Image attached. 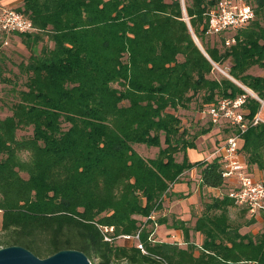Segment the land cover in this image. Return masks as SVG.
<instances>
[{
	"label": "trees",
	"instance_id": "obj_1",
	"mask_svg": "<svg viewBox=\"0 0 264 264\" xmlns=\"http://www.w3.org/2000/svg\"><path fill=\"white\" fill-rule=\"evenodd\" d=\"M217 1L21 0L14 9L36 29L13 33L28 56L17 72L4 69L11 77L0 78L11 84L12 97L0 118V247L21 245L39 257L72 248L92 264H264V225L240 233L254 219L234 224L225 211L207 209L196 221L194 230L204 235L197 255L192 243L149 240L152 229L140 231L147 254L105 241L100 230L134 235L143 226L136 216L150 219L168 187L193 166L201 168L202 185L223 186L219 159L174 156L194 146L183 137L179 108L195 101L201 111L244 95V115L252 121L264 98V75L246 72L264 69V0H244L254 17L229 37L214 35L218 45L205 39L207 13ZM214 65L251 92L216 75ZM27 127L30 134L17 135ZM239 133L247 170L264 171V122ZM137 144L159 150L147 157ZM228 202L224 195L208 207ZM258 214L264 222V206ZM180 228L187 239L183 222Z\"/></svg>",
	"mask_w": 264,
	"mask_h": 264
},
{
	"label": "built area",
	"instance_id": "obj_2",
	"mask_svg": "<svg viewBox=\"0 0 264 264\" xmlns=\"http://www.w3.org/2000/svg\"><path fill=\"white\" fill-rule=\"evenodd\" d=\"M254 17V12L244 0H218L216 5L207 13L208 34L218 35L223 32L236 30L247 24ZM31 20L22 12L14 8L0 5V34L27 33L35 31ZM233 39H226V44L232 43ZM244 95L235 99H222L216 105L207 109L210 120L214 123L226 121L234 128V134L228 136L219 147L221 163V177L226 186L224 195L233 200V203L245 208L250 216L258 214L264 206V183L254 178L247 170L243 156L240 153V133L248 124L264 122L260 110L252 121L246 119L242 108ZM261 102L262 100L259 99ZM264 100L262 101V104ZM152 216L150 215V218ZM134 235H118L111 237L113 227H100L105 241H113L115 238L133 239L135 246L144 254L147 251L140 239V231ZM152 240L151 236L148 237ZM153 241V240H152Z\"/></svg>",
	"mask_w": 264,
	"mask_h": 264
},
{
	"label": "rangeland",
	"instance_id": "obj_3",
	"mask_svg": "<svg viewBox=\"0 0 264 264\" xmlns=\"http://www.w3.org/2000/svg\"><path fill=\"white\" fill-rule=\"evenodd\" d=\"M231 34L232 33L228 31V33H226L224 35L229 37V35H231ZM213 36H214V34L209 35L208 33H205L206 41L209 42L210 44H217L218 45L217 40L214 39ZM20 40H21V37L15 35V34H8V35L0 34V69L2 70V74H0V78L3 76L11 77V75H12L11 72H8L7 70H4V69L7 68V69H11L13 72H17L16 64L20 60H23L28 56V52ZM214 67L216 70V75H217V73L224 75L219 70V68L221 69L220 66L214 65ZM223 71H225V70H223ZM246 72H249V73L256 75L257 73L264 72V69L259 67L258 65H253L250 68H248V70ZM20 79H21V77H20ZM10 85L11 84L6 83V82H0V118H3L7 114H9L8 108H7L5 103L6 102L8 103L10 100H12V97L9 95L8 90H7ZM240 85H242V84H240ZM19 87H21V86H19ZM247 90H249V89H247ZM249 92H251V91H249ZM261 100L263 101L264 98ZM262 101H261V107L259 110L261 113V117L264 118V103L262 104ZM196 106L197 105H196L195 101H193L189 104L188 109L179 108L176 112L177 115L179 116L180 120H181L180 129L185 130L183 137L186 140L192 141L194 143L193 147H188V148H191V149L194 148L199 152H203V155L207 154V155L211 156V159L209 158L208 161L199 160L196 162H209L214 158L220 160L219 147L221 146V144H223V142L225 141V139L228 136L234 134V128L229 123H227L226 121H220V122H216V123L212 122L210 120L208 114H207L208 108L206 110H205V108H203L204 110L199 111L196 109ZM208 127H210V129L207 132H205V133L200 132L202 129H205ZM30 133H31L30 127L21 128V129L17 130L18 136H20L22 134H30ZM163 138H164L163 134H161V136H160L161 147L165 146L164 142H163ZM239 142H240V140H239ZM134 148L140 154L147 156V157H155L158 150H159L158 147L147 146L145 144L134 145ZM188 148L183 149L182 147H179L178 151L174 154L176 161L180 162L182 160V158H183V156H185V153H186ZM196 162H191V163H196ZM193 167L200 168L199 166H193ZM249 173H251L250 170H249ZM20 174L23 178L28 177V175L25 172H21ZM166 193H167V191L164 193V195H166ZM164 195H163V197H164ZM163 197H162V199H163ZM166 208H167V206H166ZM163 209H164V205L161 202V208L153 211L151 213L152 217L150 219L142 217V216H136L137 220L139 222H141V224L144 226L143 228H145L147 230L152 229L153 234L151 235V237H154L155 238L154 240H156L154 242H159V240H161V238H163L162 237L163 231L161 232L159 230V227L157 226L156 222H154L155 220H158V218L162 217L161 211H163ZM199 211L200 210L198 209V212ZM235 211H236V209H235ZM236 213L242 214V217L245 215H248L247 212L244 211V209L241 207H237ZM248 216L250 217V215H248ZM251 217H254V216H251ZM0 219H1V213H0ZM156 230H157V232H156ZM180 235H181V237L179 239L175 240L174 242L177 244H179V242H180L181 244H179V246H181L182 248L187 247V242L195 244L196 247L194 248L193 253H194V255H197L199 252L198 247L200 246L201 239L203 238V235L197 234L194 232H192V233L188 232L187 241H184L185 238L182 234H180ZM113 243L118 245V246L124 245V244L134 245L135 241L133 239H123L122 237H119V238H115L113 240ZM41 258H43V257H41ZM112 264H124V262L123 261L122 262L114 261Z\"/></svg>",
	"mask_w": 264,
	"mask_h": 264
},
{
	"label": "crops",
	"instance_id": "obj_4",
	"mask_svg": "<svg viewBox=\"0 0 264 264\" xmlns=\"http://www.w3.org/2000/svg\"><path fill=\"white\" fill-rule=\"evenodd\" d=\"M0 5L16 8L21 5V0H0ZM256 75H264V72L257 73ZM185 155L189 162H196L199 160L208 161L209 158L211 159L210 155H203V152H199L194 148H188ZM200 170L201 168L197 167H191L185 170L183 174L180 175L179 180L168 187L167 193L161 201L164 205V209L161 211L162 217L158 218L163 220V222L158 221L156 223L159 230L161 232L163 231V238H161L159 242L175 243L174 241L181 237L180 234L184 236L183 229L180 228V222H183L186 229H188V232L203 235L199 231H195L193 227L196 221L207 213V209L208 212L211 209L210 212L214 214L225 211L229 221L234 224H242L243 222L250 220L251 216L249 217L248 213V215L243 217L242 214H237V207L240 206L232 202L222 204L221 209H212L208 207L209 205L211 206L214 200L222 201L227 188L224 185L220 188L202 185ZM249 170L254 178L260 180L264 179V171L257 169L255 166L250 167ZM198 209L200 210L199 212ZM252 218L254 219V222L249 225H244L245 223H243V226L239 228L240 233L250 232L255 234L263 230L264 222L260 214H256ZM152 238L153 240L155 239L154 237ZM203 238L201 239V243ZM186 240L187 239H184V241ZM179 244L181 243L179 242Z\"/></svg>",
	"mask_w": 264,
	"mask_h": 264
},
{
	"label": "water",
	"instance_id": "obj_5",
	"mask_svg": "<svg viewBox=\"0 0 264 264\" xmlns=\"http://www.w3.org/2000/svg\"><path fill=\"white\" fill-rule=\"evenodd\" d=\"M188 27L191 31L193 40L195 41L199 49L203 52V54L206 55L197 37L193 34L189 23H188ZM219 70L225 76L235 81L225 71H223L220 68ZM236 83L240 85L238 82ZM240 86L246 91H249L244 86L242 85ZM0 264H92V263L89 261L87 256L82 251L77 249H72V248L61 249L47 257L41 258L24 246L9 245V246L0 247Z\"/></svg>",
	"mask_w": 264,
	"mask_h": 264
}]
</instances>
